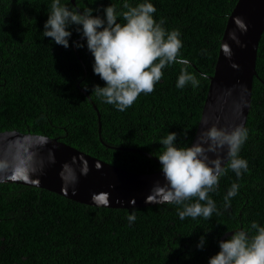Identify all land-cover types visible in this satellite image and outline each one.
Returning a JSON list of instances; mask_svg holds the SVG:
<instances>
[{
    "label": "trees",
    "instance_id": "obj_1",
    "mask_svg": "<svg viewBox=\"0 0 264 264\" xmlns=\"http://www.w3.org/2000/svg\"><path fill=\"white\" fill-rule=\"evenodd\" d=\"M237 1L151 0L154 18L163 19L169 30H180L181 53L200 84L177 88L182 66L173 64L163 70L153 92L141 93L130 108L119 111L92 92L105 82L94 74L86 45L74 46L73 41L85 43L74 27L68 48L43 36L51 0H0V133L57 139L133 173L159 171L162 137L176 132L177 147L190 146L194 138L225 23ZM109 3L120 10L123 0H75L81 11L91 7L101 15ZM255 70L245 124L249 136L239 153L249 170L237 178L228 168L220 178L209 193L218 209L212 218L181 220L182 206L168 203L130 209L87 206L44 189L3 183L0 264H208L226 233L247 228L253 220L264 225V31ZM93 105L100 115V138ZM234 182L240 185L238 194L226 206L224 196ZM130 213L136 215L131 224ZM201 235L206 236L203 249L197 248Z\"/></svg>",
    "mask_w": 264,
    "mask_h": 264
},
{
    "label": "clouds",
    "instance_id": "obj_2",
    "mask_svg": "<svg viewBox=\"0 0 264 264\" xmlns=\"http://www.w3.org/2000/svg\"><path fill=\"white\" fill-rule=\"evenodd\" d=\"M50 9L43 36L68 48L74 27L85 42L73 41L74 46L86 45L93 57L94 74L105 82L104 86L94 85L92 92L117 110L126 111L141 93L153 92L164 76L163 70L173 64L182 66L177 88L183 89L189 84L195 88L200 84L197 75L188 70L190 61L181 53L180 30H169L164 27L163 19L154 18L157 9L151 0H140L135 5L123 0L120 10L116 4L109 3L102 6V15L99 9L91 7L81 11L70 0H51ZM118 17L124 23L118 22ZM205 75L201 73L202 77ZM84 87L87 89V84ZM177 136L176 132H168L159 140L165 147L158 156L165 183H156L153 188H161L166 193L163 202L182 206L178 208L181 220L210 219L218 209L209 193L216 191L220 178L228 168L237 178L249 170L248 161L239 154L249 130L244 125L231 130L212 125L201 131L199 142L187 147H177ZM225 148L227 167L222 165L221 156L208 155ZM239 187L238 183H232L224 196L226 206L238 194ZM127 219L133 223L135 213H130ZM205 244L206 236L201 235L197 248L203 249ZM218 245L219 251L209 258L208 264H264V225L253 220L249 227L232 232L230 238L218 241Z\"/></svg>",
    "mask_w": 264,
    "mask_h": 264
},
{
    "label": "water",
    "instance_id": "obj_3",
    "mask_svg": "<svg viewBox=\"0 0 264 264\" xmlns=\"http://www.w3.org/2000/svg\"><path fill=\"white\" fill-rule=\"evenodd\" d=\"M75 6V0H70ZM264 31V0H238L227 18L213 75L194 138L215 125L228 130L246 124L253 77L257 76L258 44ZM100 138V115L96 106ZM210 157H222L226 148ZM152 157V156H151ZM156 160L154 157H152ZM32 186L82 205L130 209L160 205L166 194L156 183H165L161 170L138 174L85 154L57 139L30 133H0V184ZM146 200L148 202H146ZM226 233L225 237L231 236Z\"/></svg>",
    "mask_w": 264,
    "mask_h": 264
}]
</instances>
